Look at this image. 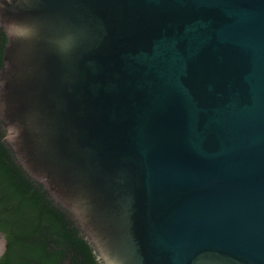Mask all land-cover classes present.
<instances>
[{
  "label": "water",
  "instance_id": "obj_1",
  "mask_svg": "<svg viewBox=\"0 0 264 264\" xmlns=\"http://www.w3.org/2000/svg\"><path fill=\"white\" fill-rule=\"evenodd\" d=\"M0 27L5 140L103 264H264V0H0Z\"/></svg>",
  "mask_w": 264,
  "mask_h": 264
},
{
  "label": "trees",
  "instance_id": "obj_2",
  "mask_svg": "<svg viewBox=\"0 0 264 264\" xmlns=\"http://www.w3.org/2000/svg\"><path fill=\"white\" fill-rule=\"evenodd\" d=\"M7 39L0 27V69ZM0 264H103L72 216L18 164L0 121Z\"/></svg>",
  "mask_w": 264,
  "mask_h": 264
},
{
  "label": "rangeland",
  "instance_id": "obj_3",
  "mask_svg": "<svg viewBox=\"0 0 264 264\" xmlns=\"http://www.w3.org/2000/svg\"><path fill=\"white\" fill-rule=\"evenodd\" d=\"M2 246H3V241H2V239H1V237H0V252H1V250H2Z\"/></svg>",
  "mask_w": 264,
  "mask_h": 264
},
{
  "label": "flooded vegetation",
  "instance_id": "obj_4",
  "mask_svg": "<svg viewBox=\"0 0 264 264\" xmlns=\"http://www.w3.org/2000/svg\"><path fill=\"white\" fill-rule=\"evenodd\" d=\"M0 237H1L2 241L4 242L2 235H0ZM4 243H5V242H4Z\"/></svg>",
  "mask_w": 264,
  "mask_h": 264
}]
</instances>
